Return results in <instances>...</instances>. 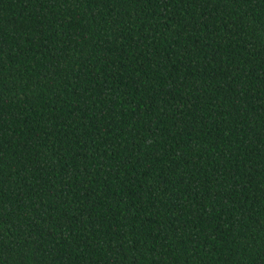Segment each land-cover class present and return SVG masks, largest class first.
Instances as JSON below:
<instances>
[{"label":"trees","instance_id":"obj_1","mask_svg":"<svg viewBox=\"0 0 264 264\" xmlns=\"http://www.w3.org/2000/svg\"><path fill=\"white\" fill-rule=\"evenodd\" d=\"M0 264H264V0H0Z\"/></svg>","mask_w":264,"mask_h":264}]
</instances>
